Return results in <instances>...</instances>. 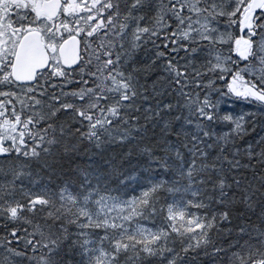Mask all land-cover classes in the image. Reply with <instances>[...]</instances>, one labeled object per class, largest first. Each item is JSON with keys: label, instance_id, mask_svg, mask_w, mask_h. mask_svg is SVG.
Listing matches in <instances>:
<instances>
[{"label": "snow or ice", "instance_id": "6c2138e0", "mask_svg": "<svg viewBox=\"0 0 264 264\" xmlns=\"http://www.w3.org/2000/svg\"><path fill=\"white\" fill-rule=\"evenodd\" d=\"M0 264H264V0H0Z\"/></svg>", "mask_w": 264, "mask_h": 264}]
</instances>
